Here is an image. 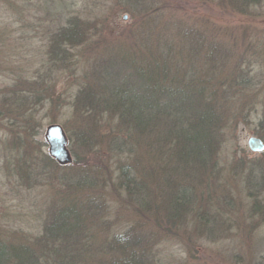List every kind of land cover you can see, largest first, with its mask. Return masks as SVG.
Masks as SVG:
<instances>
[{
  "label": "trees",
  "instance_id": "obj_1",
  "mask_svg": "<svg viewBox=\"0 0 264 264\" xmlns=\"http://www.w3.org/2000/svg\"><path fill=\"white\" fill-rule=\"evenodd\" d=\"M228 1L241 9L260 0ZM129 3L130 10L127 5L121 10L134 17L140 8V25L130 30L128 43L118 44L113 52H100L91 45L90 24L76 17L68 18L49 40L50 57L58 61L60 71L81 63L74 52L98 49L91 62L85 61L87 70L71 101L72 107L81 109L80 125L71 131L64 123L69 140L75 136L76 146L95 154L94 163L78 162L79 154L72 150L73 161L85 164L87 172L83 174L78 165L74 173L56 175L61 165L50 154L39 152L32 141L35 113L60 97L49 93L50 87L38 79L29 83L24 76L16 77L11 86L13 95L5 99L10 109L4 114L10 133L3 148L5 164L11 168L7 170L15 169L22 184L30 187L47 168L46 185L60 183L62 190L33 245L0 238V264H90L94 229L104 231L108 219L100 216L106 205L99 203L110 192L116 206L127 207L130 221L123 230L111 233L107 264H152V236L183 230L187 215H194L204 229L212 228L193 206L198 190L193 179L209 173V180L218 176L213 168L214 145L215 134L226 121L223 106L231 102L237 114L242 113L240 99L249 79L241 67L225 66L223 61L232 52L216 40L215 32L195 31L199 39L188 44L195 36L190 31L151 30L157 25L152 16L156 7L149 11L144 0ZM32 97H40L38 107H31ZM101 112L123 125L115 135L109 128L106 140L102 130L97 132L110 124ZM260 137L264 141V135ZM209 185L207 181L204 186ZM258 206L260 210L253 207V211L264 218V205Z\"/></svg>",
  "mask_w": 264,
  "mask_h": 264
},
{
  "label": "rangeland",
  "instance_id": "obj_2",
  "mask_svg": "<svg viewBox=\"0 0 264 264\" xmlns=\"http://www.w3.org/2000/svg\"><path fill=\"white\" fill-rule=\"evenodd\" d=\"M228 2L144 0L149 11L156 7L152 16L156 18L157 25L152 26V31H190V35L195 36L189 38L188 44L199 39L195 31H213L218 36L216 40H222L231 49L232 55L223 61L225 66L232 70L241 67L243 72L238 71L249 79L240 99L242 113L237 114L231 102L223 106L226 121L222 130L215 134L216 165L209 164L218 169V176L209 180V173L204 178L196 176L193 179L198 184L193 206L200 209L198 217L203 223L212 225L211 230L200 226L194 215H187L183 230L152 236V264H264V218L260 211H253V207L260 210L258 205H264V150L251 151L247 145L250 136L261 139L260 135H264V0L241 9L231 3L228 5ZM122 5H127L128 10L129 6L133 7L129 0H0L1 239L33 245L34 239L42 234L49 210L62 190L58 182L55 186L46 185L50 175L47 168L37 183L30 187L22 184L15 169L7 170L10 167L5 164L3 148L10 139V133L4 114L10 109V104H7L9 99H5L13 95L11 90L16 77L24 76L29 83L38 79L50 87L49 93L54 92L61 99L52 105L44 103L35 113L32 141L39 152L49 154L44 138L49 125H60L64 131V123L71 131L80 125L81 109L72 107L71 101L87 70L85 61L91 62L98 49L100 52L108 49L113 52L118 49V44L128 43L131 31H136L140 25V8L136 9L137 14L133 17L132 12L121 10ZM124 14L126 19H123ZM70 17L90 24L91 45H97L98 49L74 52L75 59L81 63L76 68L60 71L56 69L58 61L50 57L49 40ZM235 52L245 60H238ZM36 98L40 97L30 99L32 108L38 107ZM101 113L110 124L98 128L97 132L102 130L106 140L109 128L114 129L115 135L123 125ZM74 137L70 141L67 136L71 160L59 163L62 169L56 175L74 173L78 165L83 174L87 172L85 164L77 165L73 161L76 156L72 150L79 154L78 162L87 160L94 163L91 158L95 154H86V147L76 146ZM207 181L210 185L206 187ZM99 204L106 205L100 216H108V219L103 225L104 231L101 227L94 229V259L90 264L108 263L110 248L107 242L111 233L123 230L130 221L129 210L125 205L116 206L111 192ZM186 212L190 213L189 210ZM96 244L99 245L98 250Z\"/></svg>",
  "mask_w": 264,
  "mask_h": 264
},
{
  "label": "water",
  "instance_id": "obj_3",
  "mask_svg": "<svg viewBox=\"0 0 264 264\" xmlns=\"http://www.w3.org/2000/svg\"><path fill=\"white\" fill-rule=\"evenodd\" d=\"M127 15H123L126 19ZM45 141L49 147V154L61 164L68 163L71 160L70 153L67 148V137L60 125L51 124L47 127L44 134ZM247 145L251 151L259 152L264 150L263 141L257 136H250Z\"/></svg>",
  "mask_w": 264,
  "mask_h": 264
}]
</instances>
